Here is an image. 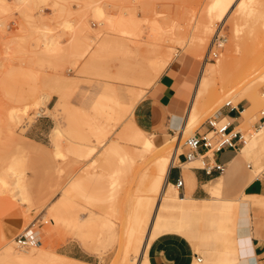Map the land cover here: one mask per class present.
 <instances>
[{"label": "rangeland", "instance_id": "374dc122", "mask_svg": "<svg viewBox=\"0 0 264 264\" xmlns=\"http://www.w3.org/2000/svg\"><path fill=\"white\" fill-rule=\"evenodd\" d=\"M208 2L0 0V178L10 181V165L18 163L11 167L23 171L30 197L27 203L11 197L0 181V250L5 241H16L32 227L40 238L33 245L45 250L94 263L137 264L156 205L153 196L140 205V195L160 157L137 137L144 130L135 120L137 105L172 67L185 115L205 62L216 68L221 58L226 65L225 70L208 76L210 83L219 86L216 92L210 91L216 100L225 93L222 84L229 72L247 64L241 56L264 52V5L254 8L237 32L229 18L225 23L216 21V31L200 45L194 43L198 39L195 27L205 16ZM95 5L103 8L104 16L96 17ZM218 27L227 41L214 56L209 53ZM86 35L94 41L90 53L83 55ZM167 58L168 65L155 78L158 64ZM249 78L254 83L231 98L234 103L244 99V94L252 99L255 93L264 92V67ZM43 95L48 97L42 100ZM37 100L39 104L32 105ZM26 104L30 108L27 113L19 111L20 118L11 117V111ZM215 105L183 135L178 156L185 140L203 126L209 127L208 121L217 117L226 103L217 109ZM263 113L264 100L256 104L252 117L242 126L244 139L257 133ZM58 126L64 132L59 145L66 155L60 157L54 156L52 140V130ZM16 137L28 139L20 142ZM172 150L169 145L162 155ZM227 155V150L220 153L221 158ZM194 165L203 164L185 163L186 167ZM244 165L254 170L250 180L260 170L259 177L264 178V142L244 158ZM226 197L235 203L245 196L230 191ZM249 201L264 206L262 195L252 194ZM191 222L195 230L214 231L203 217ZM130 225L135 226L134 233H126ZM158 231L157 222L153 237ZM206 241L222 245L219 238H202L196 247L204 259L201 263L207 257ZM16 244V250L21 251L23 247Z\"/></svg>", "mask_w": 264, "mask_h": 264}, {"label": "crops", "instance_id": "0c3cea01", "mask_svg": "<svg viewBox=\"0 0 264 264\" xmlns=\"http://www.w3.org/2000/svg\"><path fill=\"white\" fill-rule=\"evenodd\" d=\"M178 98L177 77L169 67L137 105L135 120L144 130L155 133L158 140H166L182 130L185 115ZM228 103L231 105L221 106L217 117L229 121L234 132H242V126L252 117L249 108L253 101L245 97ZM208 130L209 127L203 126L196 134ZM256 132L245 139L242 147L239 141L236 148L225 147L213 155L212 151L208 153L211 158H206V167L213 162L222 164L225 168L222 173L217 170L207 173L204 165L186 167L185 163H202V159L197 157L187 162L183 154L178 156L167 178L169 199L164 201L159 218L154 220L141 264L148 261L149 264H264V206H253L249 201L252 194L264 196V178L255 176L250 180L254 170L244 165V158L264 142V121ZM225 150L228 155L221 158L220 153ZM206 151L202 147L198 153L203 155ZM179 178L183 185L178 189ZM168 188L173 189L169 192ZM230 191L245 197L231 202L226 197ZM198 217L205 218L214 231L195 230L191 221ZM157 222L159 231L153 237ZM212 236L220 239L221 247L206 241L205 263H201L204 259L198 262L200 240ZM7 237L5 234L4 238Z\"/></svg>", "mask_w": 264, "mask_h": 264}, {"label": "bare ground", "instance_id": "6f19581e", "mask_svg": "<svg viewBox=\"0 0 264 264\" xmlns=\"http://www.w3.org/2000/svg\"><path fill=\"white\" fill-rule=\"evenodd\" d=\"M260 5H264V0H209L208 5L206 7L207 9H205L206 10L205 16H203L202 18L201 17L199 18L197 25L195 27L196 28L195 29L196 36L198 37V39H196V42H194V43L200 45V43L202 42V39L204 37H208V36L212 35L216 31V30L214 31V29H215L214 27L216 26V24H215L216 21H221V22L225 23V21L228 20V18H229L231 25L233 26V30L235 32H237L240 24L243 23L244 21H246L247 17L252 12V10L254 8L260 6ZM234 6H235V8L232 12V9ZM93 9H94L93 12L96 15V17L100 18V17L104 16V10H102L103 8L95 5V8H93ZM67 25H68V23H67ZM218 28H220V27H218ZM221 29H222V27L217 32L220 33ZM87 30H88V27H87ZM87 37L88 36L86 35V40H87ZM92 40H93V38L89 37V40L86 41L87 47L85 48L83 55L86 53L87 54L90 53L89 51H91V49H92L91 45L94 41V40L93 41ZM94 58H95V56H94ZM241 59H242V61H246L245 63H247L248 65L243 64L244 65V67H243L242 63H241V66L237 70L232 69L229 72L227 80L222 84V88H223V90L225 89L224 90L225 93L222 97H220L219 99H216V100L212 97L213 95H212V93H210V91L216 92L217 89L219 88V86L216 82L210 83L208 81V76L215 75L219 71L225 70L226 65H225V62L221 58L217 60L218 66L216 68H209L208 62L204 63V66L201 69V74H200L198 83L196 85L193 101H192L191 105L189 106V108L185 114V117H184V123L182 126V130H181V132H178L176 135H174L172 137V139L160 141L157 139V135L155 133L148 132L145 130H143L141 132V134H139V136H137V137L142 138V143L144 144L145 147H148V148L152 147V149H154V151H155V154L160 155L157 164L152 168L151 171H149L148 178L146 181V186L143 190V193L140 195L143 198L139 202L140 205L144 204V200L148 196L154 197L156 205H155L154 213L152 216V220H151L150 225H149L148 230H147V235L145 237V242H144L143 248H142L140 254L136 256V258L138 259L137 264L142 263V259L145 255V249L148 245V237L150 236V231H151L152 225L154 223V220L159 218L160 208L164 205V201L169 199L168 196H166L167 178H168L170 168L174 164H176V161L178 159L177 156L181 152L180 151L181 147H180V143H179L180 140L182 139L181 134L184 135L186 132L190 131L191 128L194 126V124H196L198 122L200 115L202 116V113H204L205 111L210 109L212 104L214 105L216 102L215 107L217 109L224 104V101L226 103V102L232 100L231 98H233L236 95H239L248 85H252L254 83V81L250 80L249 74L257 72L258 69L264 67V52L263 53H257V54H255V53L254 54H252V53L251 54H245V55L241 56ZM168 63H169V58H167L165 60L163 59L160 64L157 63L159 67H158L157 72L155 73L156 74L155 78L160 77L159 75L161 73H163L162 71H164V69L166 68ZM156 67H157V65H156ZM47 97H48V95H43V97L41 99L43 100L44 98H47ZM245 97H249V96H246V94H244L241 98H245ZM263 100H264V93H260V94L255 93L253 98H252L253 105L249 108V111H251V112L254 111L256 104L262 102ZM38 104H39L38 100L34 101L32 103V105H38ZM28 109H30L29 105L26 104V105H24L23 108H21L19 110L11 111V117L12 118L19 117L18 116L19 111H21L23 113H27ZM9 115H10V113H9ZM11 130H13V129H11ZM14 132L15 131H13V133H12V131H11L12 134H16ZM63 134H64L63 129L60 126L54 127L52 130V140H53V146L55 149L54 150L55 151L54 156H56V157L66 156L65 154H62V150H61L60 145H59L60 136H62ZM11 138L14 139L13 137H11ZM19 138H22V137H19ZM25 138L28 139L27 137H25ZM25 138H23V139H25ZM16 139H18V138L16 137ZM23 139L22 140L18 139V140H20V142H22ZM18 140H17V142H19ZM33 143H35V142H33ZM244 143H245V139H244ZM27 144L29 145V143H27ZM38 144H40V143H38ZM28 145H27V147H28ZM169 145L173 146V150L171 152H168V153L162 155V152L164 151V149ZM16 147H17V145H16ZM21 148H23V146H21ZM21 148L19 149V147H18V151L21 150ZM127 153H130V152H127ZM27 154L29 155V153H27ZM140 156L142 159H144V154L142 151H141ZM187 162H190V161H187ZM10 164H11V162H10ZM17 164L18 163H16V165ZM11 165H10V169H9L12 171L11 174H9L11 176V180L9 181V178L7 180V178L1 177L0 181L3 183V185L8 187L9 191L12 194L11 197H15L16 199L27 203L30 201V199H29L30 197L28 196V194H27L28 192L26 191L27 186L25 185V177L23 176V173H22L23 171L21 173H18L19 172L18 168L15 170V168L18 166H16L14 164L15 166H13V165L12 166L15 168H13V167H11ZM12 169H14V170H12ZM260 173H261V170L258 172L257 177H259ZM5 174L7 175V173H5ZM6 175H5V177H6ZM6 191H2V193L6 192ZM139 204H138V206H139ZM104 225L105 224L102 225L103 229H104ZM134 228H135L134 225H132V226L130 225V227L128 228L129 230L126 233H134L135 232ZM123 235H124V233H123ZM121 237H122V235H121ZM11 239H13V238H11ZM15 242L16 241L10 240V239L8 241H5V245L2 247V250H0V264H71V263H68L67 259L74 260L77 264H101V263H94V262H90V261H86V260H81V259H78L75 257H70V256L63 254V253L48 251V250H45L43 248H40V247L33 245L34 243H31L30 245L23 247L21 249V251L16 250V247L14 245ZM124 264H126V262Z\"/></svg>", "mask_w": 264, "mask_h": 264}, {"label": "built area", "instance_id": "2783aa9c", "mask_svg": "<svg viewBox=\"0 0 264 264\" xmlns=\"http://www.w3.org/2000/svg\"><path fill=\"white\" fill-rule=\"evenodd\" d=\"M226 41V37L222 35L221 32L217 33L212 40L209 54L217 56L218 49L221 48ZM226 105L230 106L231 103ZM208 125L210 127L208 131L204 133H195L193 136L185 140L182 154L187 161H192L197 157L201 158L207 173H211L212 170H217L219 173H222L225 169L222 164L213 162L206 167V158H211L208 153L212 151L213 155L214 152L220 151L225 147L236 148L238 147V142L243 141L244 135L241 131L234 132L235 130L231 129L229 121H224V119H219L218 117L210 119L208 121ZM212 132H214V136H210ZM202 147H204L207 151L203 155H199V149ZM262 175L264 176V169L262 171ZM182 185L183 180L179 178L177 180L178 189ZM33 242H40V238L38 233L34 231L32 227L30 229H26L24 233L16 237V243L20 247H26ZM198 261H202L201 257H198Z\"/></svg>", "mask_w": 264, "mask_h": 264}]
</instances>
